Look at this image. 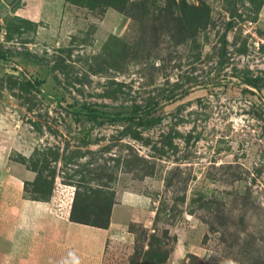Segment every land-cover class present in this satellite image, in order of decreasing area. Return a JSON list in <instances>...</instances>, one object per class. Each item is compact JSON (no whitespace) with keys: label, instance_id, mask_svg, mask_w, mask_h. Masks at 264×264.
Returning a JSON list of instances; mask_svg holds the SVG:
<instances>
[{"label":"rangeland","instance_id":"obj_1","mask_svg":"<svg viewBox=\"0 0 264 264\" xmlns=\"http://www.w3.org/2000/svg\"><path fill=\"white\" fill-rule=\"evenodd\" d=\"M31 4L0 0V251L45 228L22 194L127 218L94 264H264V0Z\"/></svg>","mask_w":264,"mask_h":264},{"label":"crops","instance_id":"obj_2","mask_svg":"<svg viewBox=\"0 0 264 264\" xmlns=\"http://www.w3.org/2000/svg\"><path fill=\"white\" fill-rule=\"evenodd\" d=\"M23 4V8H33L31 0H23ZM11 179L9 182L4 181V190L8 191L9 187L17 185L15 178ZM1 202L0 199V206ZM9 213L18 222L30 219L45 228L25 234L24 241L21 231H10L6 237V250L1 242L0 264H94L103 257L105 244L122 237L120 227L124 226L127 219L117 224L111 218L106 229L76 224L53 215L49 202L25 199L22 194L11 203ZM51 223H54V229L50 228ZM46 237L49 241L60 243L42 244L40 239Z\"/></svg>","mask_w":264,"mask_h":264},{"label":"trees","instance_id":"obj_3","mask_svg":"<svg viewBox=\"0 0 264 264\" xmlns=\"http://www.w3.org/2000/svg\"><path fill=\"white\" fill-rule=\"evenodd\" d=\"M86 110L87 111L85 113L87 115L93 117V118H97V117L101 116V114H98L95 110H90V109H86ZM128 117L131 118L132 116H128ZM84 213H85L84 209L79 211V214L78 213H74L73 211L70 212V215H69V218H68L69 222L100 228V226L93 225V224L89 223V221L86 220L87 218L85 217Z\"/></svg>","mask_w":264,"mask_h":264}]
</instances>
